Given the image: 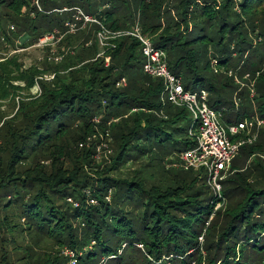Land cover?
Here are the masks:
<instances>
[{
  "label": "trees",
  "instance_id": "16d2710c",
  "mask_svg": "<svg viewBox=\"0 0 264 264\" xmlns=\"http://www.w3.org/2000/svg\"><path fill=\"white\" fill-rule=\"evenodd\" d=\"M34 1L0 0V23L20 27L23 45L62 27L60 17L40 34L39 19L82 8L109 32L139 28L186 91L208 93L225 126L264 121V0H39L52 16ZM108 43L107 64L96 45L42 71L0 58V103L53 76L39 81L38 97L0 112V264H69L66 250L77 264L101 256L112 264H264V125L232 162L221 198L213 195L205 172L179 165L196 146L189 112L162 100L163 82L143 73L136 39ZM213 61L241 80L249 75L253 99Z\"/></svg>",
  "mask_w": 264,
  "mask_h": 264
},
{
  "label": "built area",
  "instance_id": "2783aa9c",
  "mask_svg": "<svg viewBox=\"0 0 264 264\" xmlns=\"http://www.w3.org/2000/svg\"><path fill=\"white\" fill-rule=\"evenodd\" d=\"M39 4V0H36L32 6L42 12ZM77 12V18L80 21L84 20L85 23L100 25L102 35L106 36L107 39L130 37L140 43L144 58L143 73L163 81L162 100H166L176 107L185 108L190 114L189 134L195 137L196 146L181 153L179 165L185 170H203L207 176L208 186L215 195L217 194L221 198V180L226 177L225 173L230 170L232 160L238 155L242 147L253 144L258 139V133L264 125V121L260 119L244 120L236 125L225 126L218 113L210 107L208 93L206 91L195 93L186 91L182 79L170 72L166 52L156 48L151 40L141 33L139 28L112 33L91 17L86 19L79 9ZM49 41H51V37L41 38L38 47L49 45ZM58 60L57 62H59ZM212 65L214 72L217 73L219 71L217 62L213 61ZM123 83L125 80H122L120 84ZM64 255L69 259V264H77L78 257L74 252L66 250Z\"/></svg>",
  "mask_w": 264,
  "mask_h": 264
},
{
  "label": "rangeland",
  "instance_id": "374dc122",
  "mask_svg": "<svg viewBox=\"0 0 264 264\" xmlns=\"http://www.w3.org/2000/svg\"><path fill=\"white\" fill-rule=\"evenodd\" d=\"M235 2H239V0H235ZM39 5H40V7L42 6L41 4H39ZM32 7H34V6H32ZM77 9H79V11L82 13V15L86 19H89L90 16H88L87 13L82 8H77ZM77 9L73 8V9H64L63 11H54V12L59 13L58 17L53 16V17H49V18L42 20V21L39 19L36 24L37 25L40 24L39 30H38V33H40V34L47 31L48 29H50L52 27L55 19H59L60 17L62 19L61 20L62 27L61 28L55 27L52 31H50V33H46V34L40 36L38 38V40H36V41H33L31 39L32 42L28 43L27 45H23L26 42V40H28L27 34L22 33L20 27L16 26L13 23H9L7 25L6 22H4V23L1 22L0 27L2 29H4L6 33H5V35L2 36V33L0 31V58L16 57L19 64H21V66L24 70L29 69L31 67L32 68L35 67L39 71H42L45 68V65L47 63L52 64V63L61 62L63 57L66 56V54H68L69 51L70 52L73 51L75 47H76V50L78 51L82 47L92 48V46L96 45L97 49H98V54H97L96 59L104 58L106 56L105 50L107 49V47H108V49L113 47L112 43H108V41L111 40V38L107 39L106 36H103L102 31H99L100 28L97 25H95V23H85L84 20H81L83 22L81 24L80 19L77 18L78 17ZM41 10H42V12H44V14L46 16H52V15L56 14V13H53L52 11L51 12L48 10L46 11V9L44 7H41ZM39 12H41V11H39ZM62 12H69V13H66L63 15V14H61ZM32 16H33V18H35L36 17L35 13L32 14ZM67 31H69V33H67ZM83 35L85 36V39L82 38ZM69 36L72 37V40L70 42H71V45H73V47L71 45H68L66 47V44L68 42H66V41L64 42V40H66L67 37H69ZM44 37H51V41H49V45H46L43 47H38L39 40L41 38H44ZM7 38L9 39V42H7ZM76 50H75V52H76ZM57 59H59L58 60L59 62H57ZM142 59H143V57H142ZM109 60H110V57H105L106 64L109 63ZM216 74L217 75L221 74L223 76L226 75V76L233 78L235 84L240 87L239 91L248 87L249 91H250L249 98L253 99L255 92H254L252 86L254 85V83H253V81H251L252 79L249 75H246L244 77V80H241L238 73H236L234 70L233 71H225V70L218 71ZM43 79L50 81L53 79V76L51 74H49V75L46 74V75H43L42 77H37V79L35 80L34 87H32L29 91L20 92L19 95H17L15 97L14 104H13L12 99L1 102L0 103V112L2 114L11 115L13 112L12 108L14 107V105L19 104V102L24 100V98H29V100H30L32 98L38 97L40 94V85H39L40 82L39 81L43 80ZM246 81H250V83H246ZM14 85L20 86L22 88L25 87V84H23L21 82L20 83L19 82L14 83ZM121 87L122 88L126 87V81H125V83L122 84ZM191 91H193V90L191 89ZM234 101L236 102L235 103L236 107H239L240 106V99L238 96L235 95ZM256 118H257V116L252 118V121H254ZM188 119L191 122L190 116ZM250 145H252V144H250ZM103 147H105V146L102 145V148H100L98 150L99 155L103 154V151H104ZM239 155H240V153H238V155L232 160V162H234V160ZM97 158H99V156H97ZM254 160H255V157H252L246 163L247 166L248 167L251 166V164ZM232 162H231L230 170L228 171V173H225L226 177L221 180L222 191L220 194L223 193V182H224V180L228 179L229 178L228 176H230L231 173H233L231 171ZM197 171H203V170H197ZM210 192L213 195H215L214 191L211 188H210ZM223 200L226 201L225 199H223ZM74 202L75 201L73 198L68 200L69 204H77L79 206V203H74ZM90 203H89V205H90ZM222 206H226V202H224L223 204L222 203L221 204H219V203L215 204V211L222 210V209H220ZM214 217H215L214 215H211L209 220H208V223H210ZM199 243L201 246H203L204 238H201L199 240ZM96 250H99V248H96ZM130 252H131L130 250L127 251V253H130ZM188 254L192 255L194 253H193V251H190ZM202 254L204 255L205 252L203 251ZM83 258L85 259V257H83ZM104 258L105 257H103V256L99 257L98 260L100 262L98 264H112V262L110 263ZM193 264H195V263H193Z\"/></svg>",
  "mask_w": 264,
  "mask_h": 264
}]
</instances>
